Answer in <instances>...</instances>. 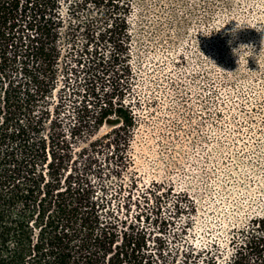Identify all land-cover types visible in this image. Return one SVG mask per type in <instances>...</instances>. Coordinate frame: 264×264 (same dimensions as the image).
<instances>
[{"label":"rangeland","instance_id":"obj_1","mask_svg":"<svg viewBox=\"0 0 264 264\" xmlns=\"http://www.w3.org/2000/svg\"><path fill=\"white\" fill-rule=\"evenodd\" d=\"M69 3L62 2L67 24ZM100 12L81 7L76 22ZM130 24L132 87L114 98L135 116L120 143L125 160L112 157L113 146L93 151L114 143L113 122L73 135L64 30L57 79L39 103L50 110L44 134L60 132L80 164L89 153L111 161L103 177L114 178L110 190L120 192L115 207L126 227L158 233L161 218L172 221L161 235L166 264H178L173 256L188 245L223 264L233 252L231 230L264 216V0H134ZM76 41L85 42L79 34ZM70 76L73 86L83 81V73Z\"/></svg>","mask_w":264,"mask_h":264},{"label":"trees","instance_id":"obj_2","mask_svg":"<svg viewBox=\"0 0 264 264\" xmlns=\"http://www.w3.org/2000/svg\"><path fill=\"white\" fill-rule=\"evenodd\" d=\"M64 1L0 0V264H166L161 235L172 221L161 218L158 233L126 227L115 207L120 192L110 190L114 178L103 177L111 161L89 153L80 164L60 132L44 134L50 110L39 103L58 76L63 30L71 43L64 77L77 111L74 137L88 126L117 124L114 143L98 142L93 151L113 146L112 157L123 162L120 143L135 124L132 106L114 102L132 87L134 0H69V24ZM89 6L101 11L98 19L76 22L78 9ZM81 73L73 86L70 75ZM229 238L233 252L223 264H264V216L233 228ZM188 247H179L173 261L219 264L209 250Z\"/></svg>","mask_w":264,"mask_h":264}]
</instances>
